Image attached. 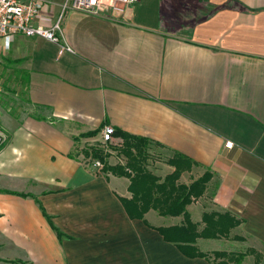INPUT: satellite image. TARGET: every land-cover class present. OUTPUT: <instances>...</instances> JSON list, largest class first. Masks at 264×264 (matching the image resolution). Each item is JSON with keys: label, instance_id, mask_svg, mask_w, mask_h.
Returning a JSON list of instances; mask_svg holds the SVG:
<instances>
[{"label": "crops", "instance_id": "1", "mask_svg": "<svg viewBox=\"0 0 264 264\" xmlns=\"http://www.w3.org/2000/svg\"><path fill=\"white\" fill-rule=\"evenodd\" d=\"M175 1L138 0L117 15L61 13L63 0H42L38 22L50 27L61 14V43L72 51L21 34L0 46L24 74L27 102L19 115L0 116L8 135L0 264H212L130 219L119 200L131 196L129 178L79 158L107 124L148 139L146 166L160 179L174 170V154L191 161L178 182L208 171L205 192L186 206L190 219L198 230L204 212L229 211L242 222L229 238H197V246L252 248L264 264V0H195L191 18H182L189 3L176 10ZM164 12L178 24L168 28ZM144 218L154 227L183 223L153 209ZM241 264H255L254 255Z\"/></svg>", "mask_w": 264, "mask_h": 264}, {"label": "trees", "instance_id": "2", "mask_svg": "<svg viewBox=\"0 0 264 264\" xmlns=\"http://www.w3.org/2000/svg\"><path fill=\"white\" fill-rule=\"evenodd\" d=\"M99 130V128L90 130L80 136L92 138ZM114 135L120 136L122 140L108 143L112 152H105L102 143L96 139L85 144L81 148V153L86 158L101 160L104 173L129 178L128 191L131 196L119 197V200L130 219L142 220L146 226L158 231L164 241L172 243L187 258H203L212 264H241L246 254H253L255 264H260L261 254L252 248L245 251L227 252L224 250L202 251L197 246V238H229L230 231L242 222V219L229 211L204 212L201 218L202 227L198 230L197 224L190 219L186 206L205 192L206 184L211 177L208 171L189 184L180 183L178 182L179 176L182 171L191 167V161L184 155L174 154L167 161L174 167V170L160 179L146 166L148 139L118 130ZM112 155L116 157L122 155L125 159L124 163L118 161L115 164H109L107 159ZM149 209L163 216L182 215L183 223L154 227L144 218ZM232 238L244 239L237 235H233Z\"/></svg>", "mask_w": 264, "mask_h": 264}, {"label": "built area", "instance_id": "3", "mask_svg": "<svg viewBox=\"0 0 264 264\" xmlns=\"http://www.w3.org/2000/svg\"><path fill=\"white\" fill-rule=\"evenodd\" d=\"M138 0H63L61 13L66 10H77L92 14L113 13L126 15L131 6ZM42 0H0V46L8 48L14 35L37 36L51 42L60 44V50L72 51V48L62 42L59 19L50 26L45 27L38 22L42 8ZM115 129L112 125H104L100 130L99 142L102 143L105 152H112L108 143L116 142ZM8 140V135L0 124V149ZM88 144V143H87ZM229 145L231 143H228ZM79 158L94 170L102 171L103 162L99 159L84 157L79 149Z\"/></svg>", "mask_w": 264, "mask_h": 264}, {"label": "rangeland", "instance_id": "4", "mask_svg": "<svg viewBox=\"0 0 264 264\" xmlns=\"http://www.w3.org/2000/svg\"><path fill=\"white\" fill-rule=\"evenodd\" d=\"M187 2L189 3V8H185L186 10L183 11L182 18H191L193 9L198 4L195 0H176L173 4L177 10L180 8L183 9ZM163 15V22L168 28H172L178 24L179 19H175L174 21L168 19L166 12ZM26 103L24 74L20 71L19 65L13 59L0 51V116L6 114L10 116L19 115L20 112L25 110ZM152 222L155 223L153 220Z\"/></svg>", "mask_w": 264, "mask_h": 264}]
</instances>
